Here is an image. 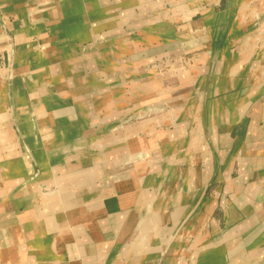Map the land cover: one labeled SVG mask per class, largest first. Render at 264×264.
Instances as JSON below:
<instances>
[{
    "label": "crops",
    "instance_id": "obj_1",
    "mask_svg": "<svg viewBox=\"0 0 264 264\" xmlns=\"http://www.w3.org/2000/svg\"><path fill=\"white\" fill-rule=\"evenodd\" d=\"M25 1L39 0H7L14 31L25 28ZM119 1L76 0L80 16L66 1L51 10L48 62L33 70L28 88L16 90L38 104L26 121H15L21 128L28 119L37 123L40 139L29 145L43 165L34 180L53 176L66 197L55 202L58 211L37 212L35 198L19 196L34 182L21 181L33 180L30 171L13 162L17 181L7 189L0 181L7 191L0 195V264H18L23 252L38 264H228L248 250L231 253L237 231L245 245L257 234L261 254L249 260L264 264V35L248 41L241 23L221 29L216 22V14L242 0H122V7ZM257 2L264 17V0ZM39 95L50 104L39 103ZM124 107L128 131L99 151L90 139L104 132L91 124ZM0 108L7 115L9 107ZM5 115L0 144L12 147L3 156L15 161L20 151L11 144L14 132L6 133ZM78 142L86 156L72 155ZM110 174L121 178L105 182ZM195 213L196 220L184 221ZM249 220L257 227L245 233ZM141 221L146 228L139 233ZM221 225L227 229L220 233ZM232 229L231 244L217 243Z\"/></svg>",
    "mask_w": 264,
    "mask_h": 264
},
{
    "label": "rangeland",
    "instance_id": "obj_2",
    "mask_svg": "<svg viewBox=\"0 0 264 264\" xmlns=\"http://www.w3.org/2000/svg\"><path fill=\"white\" fill-rule=\"evenodd\" d=\"M65 1L67 2L68 5L71 6L70 10L72 13H74L75 15H78V16L81 15L80 14L81 11L79 10L78 5L75 4L76 0H39L37 2L38 3L37 6H34V4H32L31 2L25 1L23 3V8L25 10V13H27V15L21 16V17H23V21H25V28L22 29L23 26H21V28L18 27L17 30L14 31L13 28H11L10 23H12L15 20V17H13L12 15H8L6 17L4 11H6V12L9 11V9L7 7V0H0V25H1V22H3L2 25H4L1 28V30H2L1 34L7 35V36L2 37V38H4L2 40H5V39L7 40V47L2 42L1 36H0V105H3L5 107H9V109L7 111L8 112L7 115H5V112H2V113L0 112V116H1L0 117V125L2 124L1 120H5L2 117L4 115L6 116V118L8 117V121L10 123L11 128L9 129V127H7L9 130L6 133L12 135L14 132L15 137H14L13 141L11 142V144L17 143V145L14 146L13 149L15 151H20V154L18 155L19 158L15 159V161L11 160L9 155L6 158L7 159L6 160V159H4L5 156H3V155L5 153L7 154V151L12 149V147L7 149L5 146L1 147V144H0V171H3L2 169H4V170L8 169L7 165L11 164V163H9L10 160L12 161V163L13 162H15L16 164L19 163V165H23V167L24 166L27 167V169L30 171L29 173H30L31 178H33V180L29 179V178H27V179L23 178V179H21V181L23 183L25 181L26 182L34 181V182L28 188H26L25 191H23L19 196H22V198H24V199L27 197L28 198H30V197L35 198V200H34L35 202H37V201L40 202V200H42V202L45 203L46 199L47 198L49 199V197L52 194H55V192L58 191L57 193H60V192L62 193L61 187L63 186V184L57 180L55 181L53 176H51V177L50 176L49 177L41 176V178L34 180L37 178L38 173L40 172V169H42L41 166L43 165L42 164L43 161L41 160V163L39 162V160H38L39 150L36 146L29 145V142H31V141L38 142L39 141L40 138L37 135V131L39 130V127H38L37 123L31 124L30 119H28V122L24 124L23 128H21L19 126V124L15 121V119L19 118L20 116H25V117H23V120L20 118H19V120L21 122L26 121L28 114L29 113L31 114V111L33 110L32 108L35 105H37L38 103H35V100L37 101V99H36L34 94H33L34 98H32L29 93L18 94L19 92L16 90H19V89L24 90V89L28 88L32 82L31 80L33 78V72H34L33 70L35 68L38 69V67L40 65H42V63L48 62V60H47L48 53L46 51L52 46V42H48V41L51 39H54V38L52 36H50L51 35V33H50L51 29L49 28V26L52 27V22H47V21H49V20L51 21L53 19V16L51 14L52 8L57 7L59 4L63 5ZM106 2H110V0H106ZM119 3L121 4V7H122L123 6L122 0H120ZM110 7L111 6H109L107 8H110ZM5 8H7V9L5 10ZM10 8L14 9V7H12V6ZM229 8L232 9L231 3L228 4L227 9H229ZM221 9H223V8H221ZM42 10L46 13H44V14L38 13L39 11H42ZM106 10L107 9L105 8L104 11H106ZM17 13L19 15H22V11H18ZM259 13H260L259 16L257 14H255L254 16H252L251 19H248V20H245V18H243V16L241 18V21H244V22L248 21L247 22L248 23L247 28L249 30L246 31L245 34L243 35L244 37H246V39L248 41L250 40V38L251 39L255 38L256 35H258V36H261L260 34L264 35V28L261 30L260 28H262V26L257 27L259 20H261V18H259V17L263 16L262 11H259ZM256 15H257V17H256ZM83 19L87 20L88 16L85 14ZM218 19H219L218 17H215L216 22L218 21L217 23H220V20H218ZM42 20H44V21L41 22ZM232 20H233V16H229L227 21H225V24L223 25V27H222V23H221V29L225 28L229 24H232ZM250 21H251V23H250ZM27 23H29L33 26L39 25V30H37V31L34 30V32L27 30L26 29ZM215 30L219 31V27H217ZM252 31H254V32H252ZM257 33H260V34H257ZM48 34H50V35H48ZM45 35H48V40H46V41H44V39H43V37ZM59 35L63 38V35H65V34L59 32ZM93 35L94 34H92V36ZM44 43H45V45L43 46V48H41L42 44H44ZM221 43H223V42H221ZM33 46H34V48H32ZM35 47H38V48H35ZM29 48H31V49H29ZM42 56H46L45 57L46 59L42 58V59H44V61L42 62V60H41V61H39L41 63H39L38 60ZM35 73H37V70ZM17 76L20 78V80L16 84V82L18 81V78H15V77H17ZM12 79H13V81H12ZM103 81L104 82L106 81L110 85H111V83L113 84L112 81L111 82L107 81V79L103 80ZM36 82H38V81H36ZM36 82H33V83L36 84ZM43 83H46L45 79L43 80ZM39 85H40V87H43L41 85V82H39ZM11 92H12L11 95H14V96L10 95ZM21 92H23V91H21ZM15 94H18V95H15ZM40 96H42V95L37 96V98H39ZM40 98H41L40 99L41 102H39V103H46L48 101L50 104V98H48L47 95H46V97H40ZM128 107H124V109H122L118 113V115H114V114H113V116L103 115L102 116L103 118L101 119V121H93V123L91 124V127H93V130L94 129L95 130L101 129L102 130L101 133L104 132L103 136H99L96 133L93 134V137L90 139L93 147L98 148L99 151H105L107 148H110V145L109 144H107V145L102 144L103 141H110V140H112L111 138H115V137L121 138V137L125 136L126 131H128V127L124 126V123L126 121V116H127L128 110H129ZM109 118L112 120H107ZM42 120H43V118H42ZM89 121H91V120H89ZM80 135H81V131L78 132L76 137H79ZM66 142H69V140H66ZM83 143L78 142L72 146L71 152H72V155H74V157L78 158L82 155L86 156L89 153L87 150L82 149L81 146H78V145L83 144ZM1 149H2V151H1ZM95 153L96 152H94V154ZM15 163H13L10 166V168L13 167L15 165ZM121 163L123 165L124 171H126L127 170L126 166L131 165V159L121 161ZM170 166L174 167L175 163L170 164ZM16 170H17V168H16ZM172 170H173V172H175V170L173 168H172ZM43 172H46V171L43 170ZM115 178L119 179L121 177L119 175L110 174L107 177H104V181L105 182H108L109 180L112 181V180H115ZM2 179H3V177H2ZM5 179L6 178L4 176V180ZM14 180H17V179L14 178ZM0 181H2V180H0ZM41 183H43L44 187L42 186ZM171 183H173V182H171ZM12 184H14V182ZM52 185H55L56 188L53 189ZM213 186H214V184L211 183V189ZM9 189L11 190L13 188H9ZM10 190L8 191L9 196L13 195V192H14V189L11 191ZM6 192L7 191H5L4 189H1L0 190L1 196H5ZM47 194H51V195L47 196ZM44 196H46V197H44ZM51 198H53V197H51ZM27 210H29V208H27ZM254 212H255L254 209L250 210L249 216H251V214ZM220 213H221V208L219 207L217 210L216 217H219ZM19 214L20 213H17L16 216L18 217ZM198 216H200L198 213H195L193 215H186L184 221H188L190 218L196 220ZM244 219H246V217L243 218V220ZM240 220L242 221V219H240ZM240 220H238L237 223L241 222ZM247 224H248V222L246 223V225ZM256 224H257L256 222L252 221V223L248 224V226L243 225L244 227L246 226L243 229V232H245V233L250 232V231L254 232V230L257 227ZM220 228H221L220 233L227 229V228H223V225H221ZM236 229H238V226ZM8 231L12 232L11 229H8ZM13 233H14V231H13ZM238 234H239V231H237V234H234L235 237H237L236 238L237 241H235V243L233 245L234 247L232 248L231 253L240 251L242 248H247L248 250L243 251L240 256H237V258H235L234 261L232 260L228 264H251V263L255 264V261L253 262V260H249V259H252L251 257L254 255L256 256V255L261 254V253L255 254L253 252H250L251 251L250 248L254 245L257 234L253 235L252 240H251V242H249L248 245L247 244L245 245L246 242L243 241V239H242L243 237L241 236V234H240V236ZM14 235H16V234L14 233ZM16 237L17 236H15V238ZM29 246H26V247L29 248ZM205 247H208V246H205ZM226 254H227V257L229 258L230 257L229 256L230 250H228ZM33 258L34 257H31V258L27 257V259L24 258V259H26L25 262L23 259V261L18 262V264H38L37 261L34 262ZM248 261H249V263H248ZM10 263H11V261L6 262V264H10Z\"/></svg>",
    "mask_w": 264,
    "mask_h": 264
},
{
    "label": "bare ground",
    "instance_id": "obj_3",
    "mask_svg": "<svg viewBox=\"0 0 264 264\" xmlns=\"http://www.w3.org/2000/svg\"><path fill=\"white\" fill-rule=\"evenodd\" d=\"M257 3H259V2H257V0H254V2H252L251 0H242V3H241V5L238 7V9H234V8H232V9H226V10H224V11H222V12H220L219 14H216L215 15V17H218L219 19L218 20H220V23H222V27H223V25L225 24V21H227V19H228V17L231 15V16H233V20H232V24H235V23H241L242 25H243V27H244V29H245V32L246 31H248L249 29L247 28L248 27V21L247 22H244V21H241V18H242V16H243V18H245V20H248V19H251L252 18V16H254L255 14H257L258 16L260 15V13H259V11H257L256 10V6L257 5H259V4H257ZM257 15H256V17H257ZM255 17V18H256ZM259 18H261V20H259V22H258V26L257 27H260V26H262V28H260L261 30L264 28V17L262 16V17H259ZM208 19V18H207ZM208 22V21H207ZM218 22V21H217ZM230 22V21H229ZM231 23V22H230ZM250 23H251V21H250ZM256 28V27H255ZM244 32V31H243ZM254 32V31H253ZM245 34V33H244ZM257 34H260V33H257ZM247 36V35H246ZM257 36V35H256ZM255 37V36H254ZM245 39H246V37H244ZM250 40H251V38H250ZM246 41V40H245ZM263 87H264V85H263ZM252 88V87H251ZM256 94V93H255ZM246 100V99H245ZM0 107H1V105H0ZM0 111H1V108H0ZM1 117V116H0ZM11 162V164H8L7 166H8V169H6L5 171H3V175H2V177H3V179H1L2 181H1V185L5 188V189H7V187L9 186L10 187V185L14 182H16L17 180H14V179H12V176L15 174V169H16V166L14 165L13 167H11L10 168V166L13 164L12 163V161H10ZM132 172V171H131ZM4 176H5V180H4ZM62 177H65L66 179H69V178H72V176H70L69 174H66V175H64V176H62ZM129 180V179H128ZM132 182V181H131ZM58 190V189H57ZM60 190V189H59ZM56 191V190H55ZM51 192V191H50ZM58 192V191H57ZM57 192H55V194H47V196H50L49 197V199L47 198L46 199V202L44 203V202H42V200H40V202L39 201H37V203H39V206L38 207H36V210H37V212L39 211L40 213H44L45 211H48V210H50V206H53L52 208L54 209L53 211L55 212V211H58V209H60V208H56L55 209V202H58V201H60V199L61 198H64V197H66V196H64V195H62V193L60 192V193H57ZM1 195V194H0ZM44 197H46V196H44ZM51 197H53V198H51ZM54 204V205H53ZM1 212V211H0ZM32 212H34L33 211V209L30 207L29 208V211H28V215L31 217L32 216ZM142 218H143V216H142ZM254 218H256L255 216L253 217V220H254ZM17 219H22V216L21 217H17ZM248 222H252V221H248ZM90 223V222H89ZM141 230L139 231V233H142V231L146 228V226H144V222L143 221H141ZM237 228V227H236ZM241 227L240 226H238V230L240 229ZM8 231V230H7ZM233 232H235V229H232V230H229V231H227L226 233H224L222 236H221V238H219V240L217 241V243H219V244H224V243H232V239H233ZM55 243V242H54ZM209 245V244H208ZM31 246V245H30ZM29 246V247H30ZM256 247H257V244L256 245H254L252 248H250L251 249V251L250 252H253V253H257V251H256ZM249 249V250H250ZM40 250V249H39ZM257 254H259V253H257ZM23 255V256H22ZM22 255L20 256V258H21V261L20 262H22L23 261V259L25 258V255H24V252L22 253ZM28 257V256H27ZM27 259V258H26ZM26 259H24V262H25V260ZM235 259V258H234Z\"/></svg>",
    "mask_w": 264,
    "mask_h": 264
},
{
    "label": "built area",
    "instance_id": "obj_4",
    "mask_svg": "<svg viewBox=\"0 0 264 264\" xmlns=\"http://www.w3.org/2000/svg\"><path fill=\"white\" fill-rule=\"evenodd\" d=\"M125 124V123H124Z\"/></svg>",
    "mask_w": 264,
    "mask_h": 264
}]
</instances>
